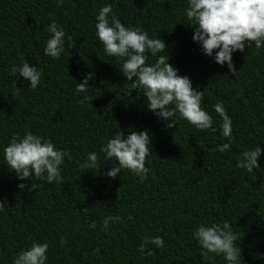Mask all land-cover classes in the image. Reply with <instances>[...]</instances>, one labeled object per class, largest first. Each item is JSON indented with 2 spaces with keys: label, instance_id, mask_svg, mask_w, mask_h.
Here are the masks:
<instances>
[{
  "label": "trees",
  "instance_id": "16d2710c",
  "mask_svg": "<svg viewBox=\"0 0 264 264\" xmlns=\"http://www.w3.org/2000/svg\"><path fill=\"white\" fill-rule=\"evenodd\" d=\"M112 6L124 26L140 27L161 38L169 63L203 92L201 107L212 127L197 130L177 117L174 127L146 109L142 90L133 89L94 36L97 10ZM186 0H0V145L25 130L67 148L60 184L18 180L0 156V264L31 243L47 242L46 264H224L214 254L202 256L192 238L201 222L227 220L241 239L240 264H264V47L250 43L232 53L233 75L202 54L186 23ZM56 21L65 32L58 59L42 52ZM25 58L37 66L36 89L9 69ZM154 57L149 55L146 63ZM88 89L74 91L87 73ZM133 79H135L133 77ZM84 95L88 102L78 103ZM222 103L231 118L232 141L226 142L220 117L212 109ZM213 128L216 129L213 131ZM146 130L150 136L143 180L128 170L115 178L106 172L115 161L99 152L102 143L120 131ZM260 144V145H259ZM259 145L260 169L247 173L235 167L239 153ZM98 153L97 171L78 167L86 153ZM23 183L24 189L18 184ZM105 216H119L101 230ZM95 222L96 227L89 225ZM164 244L145 245L146 236ZM151 250V255L146 253Z\"/></svg>",
  "mask_w": 264,
  "mask_h": 264
},
{
  "label": "clouds",
  "instance_id": "9594fccd",
  "mask_svg": "<svg viewBox=\"0 0 264 264\" xmlns=\"http://www.w3.org/2000/svg\"><path fill=\"white\" fill-rule=\"evenodd\" d=\"M57 5L63 0H56ZM187 25L193 28L192 40L199 45L203 55L210 57L220 66L227 67L232 75V53L237 50L243 52L245 44H254L256 50L264 47V0H186L184 8ZM48 33L42 52L45 56L58 59L64 51L65 32L56 21L45 26ZM94 36L101 43L104 53L120 61L119 71L133 89L142 90L146 109L158 118L163 119L168 128L174 127L177 117L192 125L197 130H207L212 127L213 120L209 113L202 108L203 92L193 88L192 80L187 75H179L178 70L169 61L165 43L161 38L149 37L140 27L124 26L110 4H104L97 10L94 22ZM149 55L154 57L146 63ZM10 74H18L28 82L29 89H36L41 79V71L37 66H30L25 58L19 64L9 69ZM92 73H87L79 82H75L76 93L86 92L88 80ZM133 77L135 79H133ZM84 95L78 103L88 102ZM212 109L220 117V135L226 142L214 146L215 151L225 152L232 141L231 118L226 114L222 103L212 105ZM216 129L213 128V131ZM150 136L146 130H130L125 136L121 130L102 143L99 152L105 160H114L111 167L103 174L115 178L122 170H128L143 180L148 172L145 166L146 156L149 154ZM260 145V144H259ZM259 145L244 148L239 153L235 167L252 173L260 169L258 159L261 156ZM0 156L4 165L13 172L18 180L34 181L30 189H37L36 181L60 184L63 181L61 165L65 158L71 160L67 148L57 147L51 140L25 130L23 135L14 134L6 145H0ZM98 153L88 152L78 167L99 170ZM24 189L25 185H17ZM119 216H105L101 230L107 231L109 222L120 220ZM95 228V222L89 225ZM192 238L197 243L202 256L214 254L222 257L224 264H240L241 248L237 233L227 220L198 223L192 230ZM31 239V243L22 248L11 258V264H46L47 242ZM161 248L164 241L161 236H146L137 251L144 254L146 244ZM147 255H151L149 250ZM264 257L259 254L258 258Z\"/></svg>",
  "mask_w": 264,
  "mask_h": 264
}]
</instances>
